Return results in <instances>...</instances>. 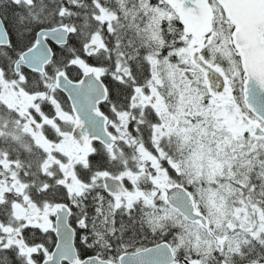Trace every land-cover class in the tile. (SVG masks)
Wrapping results in <instances>:
<instances>
[{
    "label": "snow or ice",
    "instance_id": "1",
    "mask_svg": "<svg viewBox=\"0 0 264 264\" xmlns=\"http://www.w3.org/2000/svg\"><path fill=\"white\" fill-rule=\"evenodd\" d=\"M0 264H264V0H0Z\"/></svg>",
    "mask_w": 264,
    "mask_h": 264
}]
</instances>
